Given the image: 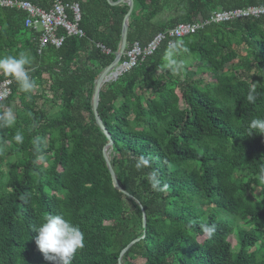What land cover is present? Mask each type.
Instances as JSON below:
<instances>
[{
  "label": "trees",
  "instance_id": "obj_1",
  "mask_svg": "<svg viewBox=\"0 0 264 264\" xmlns=\"http://www.w3.org/2000/svg\"><path fill=\"white\" fill-rule=\"evenodd\" d=\"M18 1L50 6V0ZM60 1L78 5L84 36L40 54L36 36L23 26L24 14L0 9V58L28 55L25 67L37 85V93H25L0 72V81H12L0 116L9 110L15 115L13 126H0V264H52L34 231L49 214L63 215L84 233L72 264H117L136 239L121 264H264V135L249 128L251 120L264 119V18L209 24L178 39L177 59L184 62L178 73L158 67L165 40L102 85L97 115L110 137L108 160L120 193L102 157L107 139L95 124L91 98L118 50L128 7ZM132 2L127 50L215 12L264 7V0ZM124 61L122 56L119 64ZM17 131L22 143L13 139ZM141 156L150 166L137 169ZM153 172L159 190L151 187ZM209 208L231 220H217ZM206 224L216 228L211 238Z\"/></svg>",
  "mask_w": 264,
  "mask_h": 264
},
{
  "label": "built area",
  "instance_id": "obj_2",
  "mask_svg": "<svg viewBox=\"0 0 264 264\" xmlns=\"http://www.w3.org/2000/svg\"><path fill=\"white\" fill-rule=\"evenodd\" d=\"M0 9H15L24 14L23 26L36 36L37 54L47 47L59 49L65 38H82L79 29L80 12L77 4H67L60 0H50L47 10L40 9L26 1L0 0ZM264 18V7H248L245 9L219 11L212 13L208 20L194 24H180L165 33L157 34L146 46L140 47L133 43L125 50V61L120 67L119 75L135 68L145 58L151 56L165 40L174 41L195 34L209 24H224L237 20ZM103 54L109 51L96 45ZM11 79L0 81V103L11 94Z\"/></svg>",
  "mask_w": 264,
  "mask_h": 264
},
{
  "label": "clouds",
  "instance_id": "obj_3",
  "mask_svg": "<svg viewBox=\"0 0 264 264\" xmlns=\"http://www.w3.org/2000/svg\"><path fill=\"white\" fill-rule=\"evenodd\" d=\"M182 40L170 41L166 53L163 57L164 63L158 67L166 69L173 73L183 70L184 62L177 59V53L182 46ZM30 58L24 53L19 56L9 55L0 58V72L12 77L19 85L20 90L30 93L36 88V82L30 77L26 70V65L30 64ZM247 100L254 103L256 100L255 89H250ZM15 123V115L9 110L0 116V126L11 127ZM249 128L253 133L264 135V119H253L250 121ZM17 143L23 142V134L17 131L13 137ZM150 166V159L141 156L136 161L135 167L141 169ZM262 177H264V169H261ZM149 181L154 190H159L160 181L155 172H153ZM204 233L211 238L216 231L214 225H203ZM37 233L35 244L40 252L44 254L47 261L52 264H72V259L79 249L84 247V233L81 229L66 219L63 215L49 214L43 223L34 229Z\"/></svg>",
  "mask_w": 264,
  "mask_h": 264
},
{
  "label": "water",
  "instance_id": "obj_4",
  "mask_svg": "<svg viewBox=\"0 0 264 264\" xmlns=\"http://www.w3.org/2000/svg\"><path fill=\"white\" fill-rule=\"evenodd\" d=\"M106 2L110 6H117L120 4H126L128 7V10H127V12L123 18L122 29H121V34H120V44H119V47H118L116 54L114 55V59L109 64V66L106 69H104L103 72H101V74L98 76V78L96 79V81L94 83L93 94H92V98H91V109H92V114H93L96 126L99 128L100 132L107 139V143L104 145V147L102 149V157H103V160L105 162L106 168L109 172L112 187L117 192L122 193L123 191L121 190V188L117 184L114 173H113V171L110 167V164H109L108 151L111 148V141H110L109 135L106 133V131H105L103 125L101 124V121L97 115V104H98L99 91H100V88L102 87V85L109 83V82L116 81L118 76H119L120 67L122 66V64H119V63H120L121 58H122V56L125 52V49H126L127 22H128V18L130 16L132 8H133V2H132V0H118L116 3H111L109 0H106ZM141 214H142V217H141L142 227L144 228L145 216L143 214L142 209H141ZM138 241H139V239L133 240L123 250H121V252L119 253V256H118L117 264H121V259H122L123 255Z\"/></svg>",
  "mask_w": 264,
  "mask_h": 264
},
{
  "label": "rangeland",
  "instance_id": "obj_5",
  "mask_svg": "<svg viewBox=\"0 0 264 264\" xmlns=\"http://www.w3.org/2000/svg\"><path fill=\"white\" fill-rule=\"evenodd\" d=\"M34 92L37 93V89L36 88L34 89ZM208 213L209 214H213L214 216H216L217 220H219V221L229 222L231 220L230 216H228V215H226L224 213L218 212L216 210H212L211 208L208 209ZM229 241L231 242V245L234 248L235 245H236V240H235L234 233L230 236Z\"/></svg>",
  "mask_w": 264,
  "mask_h": 264
}]
</instances>
